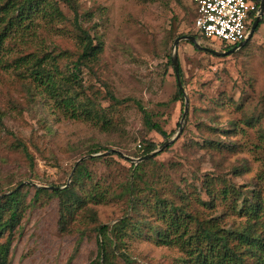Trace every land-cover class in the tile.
Instances as JSON below:
<instances>
[{
  "label": "rangeland",
  "instance_id": "374dc122",
  "mask_svg": "<svg viewBox=\"0 0 264 264\" xmlns=\"http://www.w3.org/2000/svg\"><path fill=\"white\" fill-rule=\"evenodd\" d=\"M76 1L80 23L94 44L102 46L97 62L83 69L87 94L104 108L112 105L107 93L123 103L113 117L116 129L104 133L89 122L64 116L11 66L18 57L40 55L41 41L46 42V51L56 47L76 52L77 33L69 6L60 4L69 21L56 27L40 21L36 37L25 34L22 39L15 34L6 41L0 56V197L21 188L26 193V210L13 232L11 264H98L100 237L92 229L130 217L142 227L130 230L120 244L131 264H184L186 255L180 248L156 241L161 223L155 200L151 198L148 206L134 213L127 195L120 196L129 180L133 183V162L111 154L118 151L139 159L136 155L145 137L158 143V149L182 127L171 149L159 153L146 167L148 175L155 169L161 177L164 198H174L175 185L188 183L195 197L200 195L207 202L202 186L206 177H224L242 189H252L264 177V16L252 40L232 54L214 55L186 40L177 45L188 99V114L182 122L186 97L175 100L179 86L172 56L176 39L197 34L192 0ZM198 41L202 47L228 51L219 41ZM141 108L171 134L167 140L145 130ZM208 139L230 147L222 153L207 152L202 145ZM96 148L106 150L90 154ZM98 154L106 158L82 161L86 170L76 188L82 194L104 191V203L89 201L62 218L57 198L34 200L36 189L71 185L77 162ZM191 207L205 217L219 218L227 206L218 199L213 210L195 201ZM229 220L237 216L229 213L223 222ZM116 261L127 264L119 252Z\"/></svg>",
  "mask_w": 264,
  "mask_h": 264
},
{
  "label": "trees",
  "instance_id": "16d2710c",
  "mask_svg": "<svg viewBox=\"0 0 264 264\" xmlns=\"http://www.w3.org/2000/svg\"><path fill=\"white\" fill-rule=\"evenodd\" d=\"M60 4L69 6L73 11V18L70 21L77 33L75 34L76 52L58 51L56 47L46 51V42L41 41L40 55L31 53L18 57L11 66L22 80L29 81L40 91V94L52 100L64 116L89 122L99 127L104 133H110L116 129L117 124L113 117L123 101L118 100L112 93H107V98L112 105L104 108L87 94L82 77L83 69L91 68L97 62L102 46L94 44L89 31L80 23L76 0H0V56L5 50L6 41L11 36L21 34L23 39L26 37L25 34H32L36 37V29L41 26V22H45L46 27H56L69 21ZM192 4L194 6V26L197 6L193 0ZM254 20L255 13L252 23ZM262 24H264V19ZM194 36L199 40L205 39L199 33ZM221 45L225 50L234 47L225 43ZM183 96L184 94L178 87L175 100L182 101ZM142 112L145 130L155 132L164 141L167 140L171 134L167 133L159 122L154 121L149 112L144 109ZM2 121L0 114V125L3 124ZM141 142V153L136 157L151 153L159 145L147 137ZM220 142L211 139L203 140L202 149L210 153L215 151L222 153L224 148L230 147ZM175 143L165 151L171 149ZM102 150L106 149L96 148L91 150L90 154H97ZM24 151L30 158L26 148ZM116 155L124 159L117 153L111 154V156ZM105 158L101 155L94 157L91 161ZM155 158L138 165L129 161L133 183L129 180L120 196L127 195L128 204L131 205L134 213L148 206L151 198L155 200L153 207L161 223V228L157 227L155 231L157 242L180 248L181 252L186 255L183 259L184 264H264V177H259L258 183L250 190L242 189L224 177H206L202 181V186L209 201H203L200 195L195 197V193L188 189V183H185L184 187L175 185L173 191L175 197L167 199L161 194V177L159 178L155 169L149 175L146 170L147 165L153 164ZM85 163L84 161L78 164L71 185L60 189H36L34 200L40 196L57 198L60 202L62 218L64 213L71 214L74 209L85 206L89 201L96 204L104 203L106 201L104 191L82 194L76 188L77 182L86 170ZM218 199L227 206L221 211L219 218L205 217L191 207L192 202L195 201L213 210L217 206ZM25 201L26 193L23 188L16 189L2 200L0 199V264H11L13 232L26 210ZM229 213L236 215L237 220L224 223L223 220L228 218ZM93 218L96 220L95 213ZM132 219L131 217L124 218L113 226L96 225L92 229L98 238L100 237L98 239V264H118L116 252L124 257L127 264H131L127 256L120 251V244L131 231L137 232L142 228L133 223Z\"/></svg>",
  "mask_w": 264,
  "mask_h": 264
},
{
  "label": "built area",
  "instance_id": "2783aa9c",
  "mask_svg": "<svg viewBox=\"0 0 264 264\" xmlns=\"http://www.w3.org/2000/svg\"><path fill=\"white\" fill-rule=\"evenodd\" d=\"M197 6L195 31L206 40L237 46L249 32L259 0H193Z\"/></svg>",
  "mask_w": 264,
  "mask_h": 264
},
{
  "label": "water",
  "instance_id": "95a60500",
  "mask_svg": "<svg viewBox=\"0 0 264 264\" xmlns=\"http://www.w3.org/2000/svg\"><path fill=\"white\" fill-rule=\"evenodd\" d=\"M263 16H264V0H260L258 12L256 14L255 20L253 21V23L251 25V28L249 29V32H248V35H247L246 39L242 43H240L239 45L233 47L232 49H230V50H228L227 52H224V53L217 52V51H214L212 49L200 46L199 41H198V39L195 36L185 35V36H181V37H179L178 39L175 40V42H174V48H175L174 50H175V52H174V55L172 56V63H173L174 70H175V73H176L178 86H179L180 90L182 91V93L184 94L185 97H186V94H185V90H184V87H183V83H182V80H181V77H180V71H179L180 64H179L178 53H177V48H176L177 45L181 41L186 40V41H189L190 43H192L196 48L208 51V52H210V53H212L214 55H229V54H232V53L242 49L243 47H245L252 40V38H253V36L255 34V31L257 30L258 26L260 25V22L263 19ZM187 114H188V99L186 97V106H185L184 114L182 116V122L185 121V118L187 117ZM182 130H183V128L181 127L180 131H179V134L175 138L168 139L167 141H165L161 145L160 148L152 151L151 153H148L147 155H144V156L140 157L139 159H135V160L134 159H130L129 157H127L124 154H122L121 152H118V151H114V152H116L118 155H120L121 157H123L125 159L131 160L135 165H138L139 163L147 161V160H150L152 158H155L156 156L159 155V153H162L166 148H168L170 145H172L177 138L180 137V135L182 134ZM101 155H103V154L89 155L88 157H84V158H82L81 160H79L77 162L76 166L79 163H81L83 160L87 159V158H91V157H95V156H101ZM43 188H48V187H43ZM49 188L50 189H60V188H57V187H49ZM4 196H6V195H4ZM1 198H3V196H1L0 199Z\"/></svg>",
  "mask_w": 264,
  "mask_h": 264
}]
</instances>
